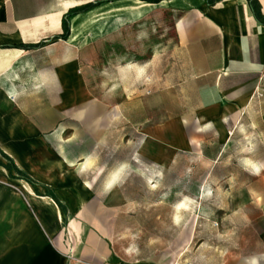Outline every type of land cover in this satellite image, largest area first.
Masks as SVG:
<instances>
[{
  "label": "crops",
  "instance_id": "0c3cea01",
  "mask_svg": "<svg viewBox=\"0 0 264 264\" xmlns=\"http://www.w3.org/2000/svg\"><path fill=\"white\" fill-rule=\"evenodd\" d=\"M255 2L262 18L252 0H0V264H197L183 248L195 223L169 246L134 221L119 171L104 176V104L128 103L135 122L137 88L159 87L161 120L139 149L154 166L207 129L225 150L264 87ZM190 83L202 105L169 115V100L192 101ZM168 118L195 119L192 140ZM257 151L253 248L209 264H264V142Z\"/></svg>",
  "mask_w": 264,
  "mask_h": 264
},
{
  "label": "rangeland",
  "instance_id": "374dc122",
  "mask_svg": "<svg viewBox=\"0 0 264 264\" xmlns=\"http://www.w3.org/2000/svg\"><path fill=\"white\" fill-rule=\"evenodd\" d=\"M176 89L171 88L172 92ZM186 89L196 91V86L190 83ZM114 90L111 86L105 87V98H110ZM158 90L159 87L152 86L137 88V101L132 110L141 117L135 122L126 117L128 103L104 104L103 148L97 151L98 161L104 163V176L114 169L119 171L125 194L134 201L138 212L134 221L150 224L149 233L153 237H166L169 246L181 234L177 230L179 226L186 228L195 223L194 240L186 246L184 236L183 248L189 250L186 253L189 256L191 250L198 252L197 264H209L225 255L240 253L241 241L248 243L243 248L251 249L256 239L257 209L249 201L248 190L256 185V170L252 166L264 142V87L257 92L241 119V129L225 150L219 137L207 129L199 135L200 143L189 142L172 153L167 167L154 166L139 153L148 132L161 120ZM197 93L182 97L192 99L191 102L169 100V115L171 112L188 114L202 105L196 101L201 98ZM175 121L187 123L190 128L187 137L192 140L195 119L168 118L167 125ZM128 177L130 183H127Z\"/></svg>",
  "mask_w": 264,
  "mask_h": 264
},
{
  "label": "trees",
  "instance_id": "16d2710c",
  "mask_svg": "<svg viewBox=\"0 0 264 264\" xmlns=\"http://www.w3.org/2000/svg\"><path fill=\"white\" fill-rule=\"evenodd\" d=\"M252 4H253V7H254L255 11L257 12V16H258L259 18H262V17H261V13H260V11H258V9H257V5H256L255 0H252ZM64 25H65V31H66V28H67V26H66V22L64 23Z\"/></svg>",
  "mask_w": 264,
  "mask_h": 264
},
{
  "label": "bare ground",
  "instance_id": "6f19581e",
  "mask_svg": "<svg viewBox=\"0 0 264 264\" xmlns=\"http://www.w3.org/2000/svg\"><path fill=\"white\" fill-rule=\"evenodd\" d=\"M139 10V9H138ZM138 13V12H137ZM2 197V196H1ZM11 222V221H10ZM16 225V224H15ZM17 226V225H16ZM16 228V227H15ZM15 228H14V230H15Z\"/></svg>",
  "mask_w": 264,
  "mask_h": 264
}]
</instances>
